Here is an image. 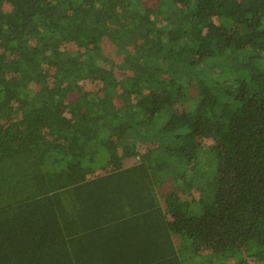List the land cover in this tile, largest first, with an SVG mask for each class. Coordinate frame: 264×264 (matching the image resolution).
Returning <instances> with one entry per match:
<instances>
[{"label": "trees", "instance_id": "1", "mask_svg": "<svg viewBox=\"0 0 264 264\" xmlns=\"http://www.w3.org/2000/svg\"><path fill=\"white\" fill-rule=\"evenodd\" d=\"M132 215L264 264V0H0V264Z\"/></svg>", "mask_w": 264, "mask_h": 264}, {"label": "crops", "instance_id": "2", "mask_svg": "<svg viewBox=\"0 0 264 264\" xmlns=\"http://www.w3.org/2000/svg\"><path fill=\"white\" fill-rule=\"evenodd\" d=\"M109 222L112 224L104 229L85 233L82 241L79 237L77 245L83 249L81 254L86 253L84 256L86 262L91 261L90 264H205L197 262L192 248L187 249L188 260L180 263V242L166 230L164 226L166 220L163 216H122ZM198 256H209V254L207 251H201Z\"/></svg>", "mask_w": 264, "mask_h": 264}, {"label": "rangeland", "instance_id": "3", "mask_svg": "<svg viewBox=\"0 0 264 264\" xmlns=\"http://www.w3.org/2000/svg\"><path fill=\"white\" fill-rule=\"evenodd\" d=\"M201 141V143H202V145L205 147V149H206V151H208V152H211V151H214L215 150V148H216V143L215 142H213L212 140H210V139H204V140H200ZM209 178L208 179H210L211 178V180H212V175H209L208 176ZM180 194V193H179ZM189 198V197H188ZM209 264V263H208ZM231 264V263H230ZM251 264H263L262 262H260L259 260H255V259H253L252 261H251Z\"/></svg>", "mask_w": 264, "mask_h": 264}]
</instances>
